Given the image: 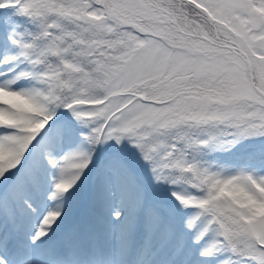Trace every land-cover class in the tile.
Listing matches in <instances>:
<instances>
[{
    "label": "snow or ice",
    "instance_id": "1",
    "mask_svg": "<svg viewBox=\"0 0 264 264\" xmlns=\"http://www.w3.org/2000/svg\"><path fill=\"white\" fill-rule=\"evenodd\" d=\"M0 264H264V0H0Z\"/></svg>",
    "mask_w": 264,
    "mask_h": 264
}]
</instances>
